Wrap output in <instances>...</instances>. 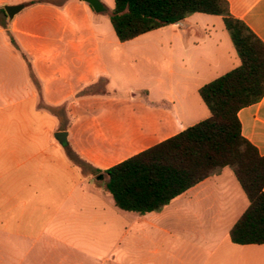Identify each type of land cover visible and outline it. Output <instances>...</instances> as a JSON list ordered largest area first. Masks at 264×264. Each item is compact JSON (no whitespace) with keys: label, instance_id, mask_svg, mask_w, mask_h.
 Wrapping results in <instances>:
<instances>
[{"label":"crops","instance_id":"obj_1","mask_svg":"<svg viewBox=\"0 0 264 264\" xmlns=\"http://www.w3.org/2000/svg\"><path fill=\"white\" fill-rule=\"evenodd\" d=\"M55 1L0 0V264H264V245L232 242L250 203L229 168L144 216L119 209L106 188L123 148L162 143L210 117L200 89L241 63L230 35L199 13L155 30L165 34L177 128H125L116 111L110 124L83 125L79 102L91 99L76 70L95 64L83 54L125 52L130 41L109 33L102 0L101 13L83 0ZM227 1L264 42V0ZM21 4L12 20L1 13ZM238 115L264 156V98ZM78 158L100 172L86 173Z\"/></svg>","mask_w":264,"mask_h":264},{"label":"trees","instance_id":"obj_2","mask_svg":"<svg viewBox=\"0 0 264 264\" xmlns=\"http://www.w3.org/2000/svg\"><path fill=\"white\" fill-rule=\"evenodd\" d=\"M198 13L223 18L240 65L200 89L209 118L107 170L106 188L119 209L144 216L229 168L250 203L231 230L232 242L264 245V156L243 136L238 115L264 98V42L231 14L227 0H115L110 21L128 42ZM77 164L100 172L83 159Z\"/></svg>","mask_w":264,"mask_h":264},{"label":"rangeland","instance_id":"obj_3","mask_svg":"<svg viewBox=\"0 0 264 264\" xmlns=\"http://www.w3.org/2000/svg\"><path fill=\"white\" fill-rule=\"evenodd\" d=\"M102 2L105 6L103 19L109 33L115 34L110 21L115 1L102 0ZM198 16L206 18V21L201 19L198 21L215 25L221 36H229L222 17L202 14ZM164 41L165 34L154 31L125 43L128 47L125 52L121 49H113L107 54L94 51L91 52L92 54L89 52L83 54V61L88 57L89 61L95 63L76 70L78 91L91 99V101L79 102L77 114L82 119L83 125L97 123L100 127L104 126L109 121L112 122V113L116 111L124 116L121 121L125 128H146V131H152L153 128H177L173 121L175 107L171 101L174 96L170 94L168 66L165 50L162 48ZM82 77L85 80L80 82ZM201 102L204 112L210 114L205 103ZM104 114L107 115L105 119ZM106 117H108L107 121ZM184 123L189 125L188 122L184 121ZM172 133H175L174 129ZM159 143L160 140L153 139L138 146H127L123 148L122 159H130Z\"/></svg>","mask_w":264,"mask_h":264},{"label":"water","instance_id":"obj_4","mask_svg":"<svg viewBox=\"0 0 264 264\" xmlns=\"http://www.w3.org/2000/svg\"><path fill=\"white\" fill-rule=\"evenodd\" d=\"M83 1H85L90 6H92V8L96 13H101L104 11V6L100 0H83ZM24 7L25 5L21 4L16 6H5L4 9L6 11V15L9 17V19L12 20L18 13H20L24 9ZM55 137L60 141L61 144L64 145L67 143V133L60 132L56 134Z\"/></svg>","mask_w":264,"mask_h":264}]
</instances>
